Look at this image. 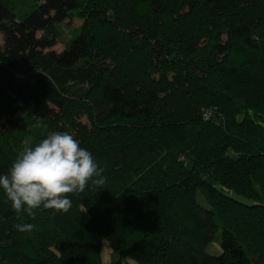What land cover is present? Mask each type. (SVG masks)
<instances>
[{
  "label": "trees",
  "instance_id": "1",
  "mask_svg": "<svg viewBox=\"0 0 264 264\" xmlns=\"http://www.w3.org/2000/svg\"><path fill=\"white\" fill-rule=\"evenodd\" d=\"M0 33V174L68 132L106 178L35 218L0 188V264H264V0H0Z\"/></svg>",
  "mask_w": 264,
  "mask_h": 264
},
{
  "label": "clouds",
  "instance_id": "2",
  "mask_svg": "<svg viewBox=\"0 0 264 264\" xmlns=\"http://www.w3.org/2000/svg\"><path fill=\"white\" fill-rule=\"evenodd\" d=\"M23 146L9 171L0 174V188L17 214L23 211L35 218L33 210L41 206L67 213L72 207L70 194L84 192L90 181L98 189L106 182L104 169L68 132L50 133L34 146L32 137H27ZM34 227L16 225L20 232Z\"/></svg>",
  "mask_w": 264,
  "mask_h": 264
},
{
  "label": "rangeland",
  "instance_id": "3",
  "mask_svg": "<svg viewBox=\"0 0 264 264\" xmlns=\"http://www.w3.org/2000/svg\"><path fill=\"white\" fill-rule=\"evenodd\" d=\"M82 25V19L78 18L76 14H71L69 17L64 19L61 23L58 25L59 29V36L55 39V43L46 48L45 52H53V53H59L64 49L66 44L69 42V40L72 38V36L77 32L78 28ZM3 48V37L0 33V49ZM222 51L219 50L218 54H221ZM55 111H57V108L54 107ZM80 122L86 123V115H82L79 117ZM197 202L202 205L203 207L207 208V204L202 198V196L197 193L196 195ZM217 224V231L213 236L212 241L209 243V245L206 248V252L210 255H219L220 254V246H219V234H220V228L221 225L216 219ZM100 264H136L133 260L127 259V261H119L118 254L108 245L106 240H103L100 247Z\"/></svg>",
  "mask_w": 264,
  "mask_h": 264
},
{
  "label": "built area",
  "instance_id": "4",
  "mask_svg": "<svg viewBox=\"0 0 264 264\" xmlns=\"http://www.w3.org/2000/svg\"><path fill=\"white\" fill-rule=\"evenodd\" d=\"M204 117H205V118H208V117H209V114H204Z\"/></svg>",
  "mask_w": 264,
  "mask_h": 264
}]
</instances>
